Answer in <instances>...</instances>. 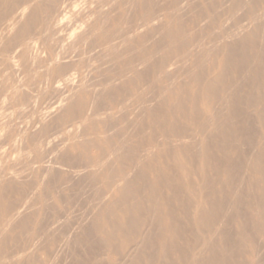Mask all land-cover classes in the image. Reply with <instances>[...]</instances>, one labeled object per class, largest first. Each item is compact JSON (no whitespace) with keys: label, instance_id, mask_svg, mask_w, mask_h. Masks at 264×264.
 <instances>
[{"label":"rangeland","instance_id":"rangeland-1","mask_svg":"<svg viewBox=\"0 0 264 264\" xmlns=\"http://www.w3.org/2000/svg\"><path fill=\"white\" fill-rule=\"evenodd\" d=\"M104 1L105 3L113 2V0ZM135 1L116 0V6L109 11H116L117 16L120 17L114 19L123 20L131 26L127 31L137 27H144L145 30L134 39L132 45L123 49L125 54L122 53L123 50L121 51L123 55L121 56H127L126 59H120L118 64L110 63L108 68L89 77V84L92 87L102 86L110 81L113 82L112 87L95 94L83 91L74 93L63 107L50 113L46 122L36 128V124L40 123L39 118L32 120L33 122L31 121L27 127H21L24 120L32 114V93L37 91L36 84L40 82L31 80L30 73L34 69L30 67L28 60L27 42L37 41L40 39L39 36L50 31L49 35L47 33L41 37L42 39L44 37L43 40H38L39 50L46 55L43 58L37 57L36 67L46 65L50 58L52 59L58 52L62 65L59 63L55 66L56 69H53L52 79L55 81V78L62 77L75 68L80 63L82 55L88 57L83 61L84 65L89 60L98 59L101 53L95 50L107 43V40H101L99 36L92 35V28L95 26L93 23L92 27H88L85 32H80L75 40L60 51V45L66 37L75 32L86 20L87 14L77 8L83 0H39L38 4L31 1L33 4L28 8L27 14L23 15V20L19 22L21 24L13 19V22L17 23L15 25L19 27L15 28L17 33L14 31L11 35H6L7 29L11 26L8 24L10 18L17 11L20 12L22 6L30 0H0V97H3L8 87L4 83L3 72L6 68H11V64L5 62V57L10 56L17 47L26 48L18 56L22 61L21 75L29 74L25 83L31 89V91H21L16 101L9 104V108L20 104L27 105L30 112H17L18 123L9 121L13 126L6 135L0 136V149L5 145H10L14 136L25 131L26 128L28 131L23 138L21 150L33 153L31 159L25 158V160L6 167L3 166V160L0 158V225H2L0 226V264H5V262L6 264H41V262L42 264H264V181H262L264 180V171H262L264 169V72L262 73L264 70V38L261 39L264 37L262 35L264 34V0L254 3L250 0H243V9L240 5L241 7H235L230 11L238 16L254 14L251 20L253 23H245L247 28L245 31L248 33L245 32L246 36H244L249 39L253 38L250 42L248 38V41H242L246 39L243 34L240 35L244 32V26L240 32L233 28L237 24H233L235 21L230 18L231 15L227 17L230 12L227 13L226 3L223 2V5L226 4L225 9L220 10L223 8L222 0H212L215 4L213 8L207 0L206 2L204 0H182V3L179 0L178 5L182 6L173 3L175 0H169L170 2L168 0ZM216 1H220L218 5ZM87 2L94 3L95 0H87ZM173 6L174 9H172ZM219 6H221L220 9ZM62 7L63 10L68 9L62 11ZM56 8L57 10L61 8L62 11L60 12L62 21L58 22L60 23L58 27L53 18L57 14ZM216 9L218 11H215ZM32 10L33 14L35 11V15H32ZM219 10L223 11V14ZM45 11H48V14ZM21 12H24L23 8ZM124 12L129 13H127L128 18ZM212 14H216L214 15L216 18L209 17ZM27 15L30 18L29 16L27 18ZM217 15L222 16H219L220 19L226 15L223 18L224 20L226 18V22L221 23L223 19L220 20ZM212 17L216 20L213 21ZM41 18L47 22H43ZM51 18L53 21L49 24ZM150 18H154L155 21ZM18 19L15 18L16 21ZM145 22L146 24L149 22L147 27ZM219 22L220 25L217 24ZM47 24L49 31L46 32ZM221 24L225 27L220 28ZM33 25L35 28H32ZM49 25H51L50 28ZM43 26L45 29L42 28V31L45 32L41 34ZM164 27L169 30L164 31L166 30ZM26 28H29L30 32ZM33 29L34 34L32 35ZM36 31L41 32L35 34ZM219 32L227 39L231 36L229 41L223 35L218 38ZM18 33L21 34L20 37ZM210 35H215L216 42ZM224 38L225 42H223ZM211 39L218 45L213 44ZM219 39L222 44L225 43V47L218 41ZM253 40L256 41L255 45ZM247 42L250 44L252 42L253 46L248 45ZM198 43L203 45L200 46ZM186 44L189 48H186ZM204 45L206 49H203ZM212 46L218 51H214ZM211 48L212 51H210ZM146 49L149 50L146 51ZM219 49L222 52H219ZM222 49L225 50V54ZM233 51L235 54L232 56L236 60L232 56V59L229 58L230 56L227 57ZM152 52L156 54L153 55ZM178 52H182V56L188 58L182 57ZM208 52H211V55ZM203 53L206 56L204 58ZM142 54L145 55V59ZM258 54L260 56H257ZM207 56L212 57L209 59ZM255 57L258 60L257 63ZM205 58L209 61H205ZM112 59L116 60L115 57ZM130 59L134 63H131L132 65H143V67L138 68L134 79L124 80L125 72L121 71V66L127 68L131 62ZM222 59L225 61L228 59V61L225 62ZM160 61L163 64H159ZM168 62L171 65L177 62L175 64L177 68H173L171 74L168 72L169 74H166L168 76L161 77V73H164V70L170 66ZM204 75L209 78H203ZM205 83L209 87L205 86L204 89L203 84ZM229 83L235 89H230L231 94L226 91L230 95H226L229 97L225 99L223 97L226 94L225 90H229L227 88ZM205 90L206 93H204ZM65 91L50 88L47 94L41 95L39 108L45 105L49 108L55 107ZM220 92L222 95L219 94ZM218 94L220 96L216 97ZM245 94H252L256 97L247 95L253 100L251 101L244 99ZM254 98H256L255 101ZM225 100L228 101L225 102ZM215 101L219 102V105L220 102L222 104L219 106ZM204 122L206 125L203 124ZM34 144L40 145V149ZM11 151L14 150L10 148L9 154ZM106 153L108 154L105 156ZM147 207L151 210L148 211ZM21 208L23 211L19 212ZM17 213H19L18 216ZM157 216L160 217L156 218ZM133 223L135 226L131 225Z\"/></svg>","mask_w":264,"mask_h":264},{"label":"clouds","instance_id":"clouds-1","mask_svg":"<svg viewBox=\"0 0 264 264\" xmlns=\"http://www.w3.org/2000/svg\"><path fill=\"white\" fill-rule=\"evenodd\" d=\"M114 6H116V0H113L112 3H104L103 0H95L94 3H88L87 0H83L82 3L77 5L78 9L83 10L87 14V18L84 24L66 37L60 45V51H63L69 43L76 39V36L80 32L85 31L88 26L93 25V23H95V26L92 28V35L99 36L101 40L111 39L109 42L104 43L102 47L95 50L96 52L101 53L98 59L89 60L87 65H84L83 61L88 59V57L82 56L80 58V63L77 64L75 68H73L66 75L57 78L55 81H53L52 76L53 69L61 62L59 53L49 60L46 65L37 68V57L43 58L46 53L39 50L38 41L27 42L29 46V51L27 53L28 60L30 61V67L34 69V71L30 73L31 80L40 82L36 84L37 91L32 93V114L24 120V124L21 125V127L30 125L32 120L39 118L40 123L36 125V128H39L40 124L46 122L50 113L63 107L68 102V98L73 96L74 93H80L83 91L85 93L90 92L95 94L112 86L113 82L110 81L102 86L98 85L92 87L89 84V77L95 75L98 71L108 68L110 63L118 64L120 59H126L127 56L121 57L119 55L122 49L132 45L134 39L145 30L144 27H137L131 31H127L131 28V26L123 20L114 19L117 16V13L109 11ZM16 15H20V13H15L13 15V19H15ZM9 24L11 26L7 29L6 35H11L15 31L16 25L12 24L11 21H9ZM58 26L59 25L57 24L56 27ZM60 34L63 35V33ZM23 49L24 46L17 47L10 56L5 57V62L7 64H11V68H6L3 72L4 83L8 87L6 88L3 97H0V136L6 135L11 130L13 125L9 123L10 120L18 123V118L16 117L17 112H29V107L24 104L9 108V104L16 101L21 91H31L28 84L25 83L29 74L21 75L23 69L21 66V58L18 54L21 53ZM113 57H117V60L114 61L112 59ZM175 66L176 65H170L167 67L164 70V73H161V77H163L166 73L171 72ZM139 67H143V65L137 66L129 64L127 68L121 66V71L125 72L123 79H134L136 71ZM13 80H15V83H13ZM50 88L66 91L64 95L59 98L55 107L49 108L45 105L44 107L39 108L41 95L47 94ZM26 135L27 130L25 128V131L14 136L10 145H5L2 149H0V158L3 160V166L6 167L9 164L18 163L25 160V158L31 159L33 155L32 152L26 153L21 150L23 138ZM36 147L40 149V145H37ZM10 148L14 149V151H11L9 154ZM22 211L23 208L19 210V212ZM18 214L19 213H17V216ZM13 219H15V217H13Z\"/></svg>","mask_w":264,"mask_h":264},{"label":"bare ground","instance_id":"bare-ground-1","mask_svg":"<svg viewBox=\"0 0 264 264\" xmlns=\"http://www.w3.org/2000/svg\"><path fill=\"white\" fill-rule=\"evenodd\" d=\"M31 1H32L33 3L38 4L37 2H38L39 0H34V1H33V0H30V2H31ZM43 1H44V0H43ZM52 1H53V0H52ZM56 1H57V0H56ZM107 1H108V0H107ZM117 1H118V0H117ZM122 1H123V0H122ZM125 1H126V0H125ZM134 1H135V0H134ZM138 1H139V0H138ZM168 1H169V0H168ZM180 1H181V3H182V0H180ZM184 1H185V0H184ZM204 1H205V0H204ZM207 1L210 3V5H211L212 8H213V5H214V7H215V4L212 3V0H207ZM244 1H245V0H244ZM247 1H249V0H247ZM255 1H258V0H250L251 3H254ZM19 2H20V1H19ZM22 2H23V1H22ZM30 2H28V3L24 4V6H22L24 12H21V11H22V8H21V11H20L21 14L15 16L16 19H18V18L20 19V20L18 19L17 21L14 19V21H15V22H18V24H21V23H19V22L23 20V19L21 18V16L23 17V15H26V14H27V10H28V8H29L30 6H32L33 3H32V2L30 3ZM109 2H110V1H109ZM111 2H112V1H111ZM135 2H136V1H135ZM169 2H170V1H169ZM205 2H206V1H205ZM216 2H217V1H216ZM218 2H220V1H218ZM218 2H217V5H218ZM221 2H222V5H223L224 3H226L227 5H226V4H225V5H226L227 7H226L225 5H223V6H222V7H223L222 9H220L221 6H219L218 8H219L220 10H224V9H225L224 7L228 8L229 11L227 10V13L230 12V11H232V9H234L235 7H241L240 5L243 6L242 9L244 8V3L242 4L243 0H222ZM223 2H224V3H223ZM40 3H41V2H40ZM42 3H43V2H42ZM54 3H55V2H54ZM104 3H105V1H104ZM136 3H137V2H136ZM136 3H135V4H136ZM173 3H176V4L178 5V3H180V2H179V0H175V2H173ZM173 3H172V4H173ZM196 3H197V2H196ZM121 4H122V3H121ZM123 4H124V3H123ZM128 4H129V3H128ZM128 4H127V5H128ZM131 4H132V3H131ZM154 4H155V3H154ZM198 4H199V3H198ZM256 4H257V3H256ZM262 4H263V3H262ZM25 5H26V6H25ZM124 5H125V4H124ZM152 5H153V4H152ZM158 5H159V4H158ZM174 5H175V4H174ZM180 5H181V4H180ZM180 5H178V6H180ZM193 5H194V4H193ZM217 5H216V6H217ZM219 5H220V3H219ZM249 5H250V4H249ZM254 5H255V4H254ZM8 6H9V5H8ZM8 6H7V7H8ZM118 6H119V5H118ZM132 6H134V5H132ZM148 6H149V5H148ZM181 6H182V5H181ZM63 7H64V6H63ZM63 7H62V11L68 9V8H66V9L64 8V10H63ZM128 7H129V6H128ZM166 7H167V6H166ZM171 7H172V5H171ZM193 7H194V6H193ZM193 7H192V8H193ZM122 8H123V7H122ZM147 8H148V7H147ZM175 8H176V7H175ZM178 8H179V7H178ZM178 8H177V9H178ZM190 8H191V6H190ZM212 8H211V11H212ZM216 8H217V7H216ZM25 9H26V11H25ZM42 9H43V8H42ZM125 9H126V8H125ZM125 9H124V11H125ZM148 9H149V8H148ZM154 9H155V8H154ZM172 9H174V6H173ZM177 9H175V11H177ZM180 9H181V8H180ZM187 9H188V8H187ZM193 9H194V8H193ZM214 9H215V8H214ZM236 9H237V8H236ZM240 9H241V8H240ZM13 10H14V9H13ZM33 10H34V9H33ZM33 10L31 11V12H32V15H35L36 13H35V11H34V14H33ZM56 10H57V8H56ZM56 10H55V11H56ZM165 10H166V9H165ZM170 10H171V9H170ZM170 10H169V11H170ZM191 10H192V9H191ZM220 10H219V11H220ZM7 11H8V10H7ZM29 11H30V10H29ZM55 11H54V12H55ZM62 11H61V8H60V10H57V11H56V13H57L56 15L53 14V15H55L53 18H55V20H56L55 22H57V23H55V24H58V22H61V21H62V15L60 14V12H62ZM197 11H198V10H197ZM215 11H218V9H216ZM225 11H226V10H225ZM241 11H242V10H241ZM241 11H240V13H241ZM248 11H249V9H248ZM14 12H15V11H14ZM17 12L20 13L19 11H17ZM17 12H16V13H17ZM45 12H46V11H45ZM47 12H48V11H47ZM47 12H46V13H47ZM49 12H51V11H49ZM111 12H112V11H111ZM115 12H116V11H115ZM119 12H120V11H119ZM146 12H147V11H146ZM150 12H151V11H150ZM179 12H180V11H179ZM202 12H203V11H202ZM220 12L223 14V11H220ZM127 13H128V12H127ZM127 13L125 14V12H124V14H125L126 16H127ZM156 13H157V12H156ZM172 13H173V11H172ZM172 13H171V14H172ZM215 13H216V12H215ZM230 13H231V12H230ZM230 13H229V15H228L227 17H229V16L231 15L230 18H233V20L236 22V23H235V22L232 20V22H234L233 24H237V26L235 27V25H234L233 28H234V29L236 28V30L239 31V32H240L241 30H243V26H244V27L246 26V24H245L246 22H247V23H248V22H250V23L252 22L251 20L253 19V16H254V14H252V15H251V14H248V15H245V14H244L243 16H238V15H235L233 12H232L231 14H230ZM249 13H250V12H249ZM253 13H254V12H253ZM263 13H264V12H263ZM29 14H30V12H29ZM47 14H48V13H47ZM47 14H46V15H47ZM124 14H122V15L125 16ZM128 14H129V13H128ZM143 14H145V13H143ZM178 14H179V13H178ZM186 14H187V13H186ZM203 14H204V13H203ZM206 14H207V13H206ZM206 14H205V15H206ZM217 14H219V13H217ZM222 14H221V15H222ZM242 14H243V11H242ZM255 14H256V13H255ZM46 15H45V16H46ZM53 15H52V16H53ZM122 15H121V16H122ZM173 15H174V14H173ZM175 15H177V13H175ZM214 15H216V14H214ZM214 15H213V14H212V15H209V17H210V16H213V17H214ZM256 15H257V14H256ZM261 15H262V14H261ZM263 15H264V14H263ZM1 16H2V15H1ZM6 16H7V15H6ZM10 16H11V15H10ZM28 16H29V15H27V18H28ZM48 16H49V15H48ZM118 16H119V15H118ZM118 16H116L117 19H118ZM148 16H149V15H148ZM171 16H172V15H171ZM177 16H178V15H177ZM217 16H218V15H217ZM219 16H220V15H219ZM219 16H218V17H219ZM225 16H226V15H225ZM225 16H223V18H224ZM24 17H25V16H24ZM35 17H36V16H35ZM46 17H47V16H46ZM49 17H51V15H50ZM49 17H48V18H49ZM119 17H120V16H119ZM128 17H129V16H127L126 18H128ZM149 17H150V16H149ZM173 17H174V16H173ZM180 17H181V16H180ZM204 17H205V16H204ZM213 17H212L211 19H213ZM220 17H222V16H220ZM220 17H219V19H220ZM29 18H30V16H29ZM43 18H44V17H43ZM43 18H41V19H43ZM86 18H87V16H86ZM126 18H125V20H126ZM201 18H202V17H201ZM214 18H216V17H214ZM223 18H221V19H223ZM261 18H262V17H261ZM21 19H22V20H21ZM123 19H124V18H123ZM150 19H154V18H150ZM174 19H175V17H174ZM211 19H210V20H211ZM219 19H218V20H219ZM221 19H220V20H221ZM227 19H228V18H227ZM119 20H120V19H119ZM144 20H146V19H144ZM147 20H148V19H147ZM157 20H158V19H157ZM176 20H179V19L176 18ZM202 20H203V19H202ZM204 20H205V19H204ZM215 20H216V19H215ZM215 20L213 19V21H215ZM225 20H226V18H225ZM225 20L223 19V21H221V23H222V22H226ZM260 20H261V19H260ZM262 20H263V19H262ZM262 20H261V21H262ZM10 21L12 22V24H17V23H15V22H13V16L10 18ZM27 21H28V19H27ZM27 21H26V22H27ZM34 21H35V20H34ZM44 21H46V20L43 19V22H44ZM52 21H53V20H52V18H51L50 21H49V24H52ZM128 21H130V20H128ZM149 21H150V20H149ZM151 21H152V20H151ZM154 21H155V19H154ZM154 21H153V22H154ZM169 21H170V20H169ZM174 21H175V20H174ZM205 21H206V20H205ZM230 21H231V20H230ZM244 21H245V22H244ZM255 21H256V20H255ZM26 22H25V25H26ZM46 22H47V21H46ZM82 22H84V21H82ZM82 22H81V23H82ZM196 22H197V21H196ZM199 22H200V21H199ZM257 22H258V21H257ZM263 22H264V21H263ZM31 23H32V22H31ZM148 23H149V22H148ZM148 23H147V24H148ZM165 23H166V22H165ZM252 23H253V22H252ZM5 24H6V23H5ZM8 24H9V22H8ZM28 24L30 25V23H28ZM45 24H46V23H45ZM53 24H54V23H53ZM59 24H60V23H59ZM59 24H58V25H59ZM145 24H146V22H145ZM147 24H146V27H147ZM183 24H184V23H183ZM197 24H198V23H197ZM215 24H216V23H215ZM217 24L220 25V22L217 23ZM233 24H232V25H233ZM261 24H262V23H261ZM6 25H7V24H6ZM9 25H10V24H9ZM9 25H8V26H9ZM42 25H43V24H42ZM42 25H40V26H42ZM80 25H81V24H80ZM168 25L170 26V24H168ZM168 25H166V26H168ZM205 25H206V24H205ZM257 25H258V24H257ZM22 26H23V25H22ZM31 26H32V24H31ZM33 26H34V27H32V28H35V25H33ZM37 26H38V24H37ZM45 26H46V25H45ZM50 26H51V25H49V28H50ZM90 26H91V25H89L88 27H90ZM144 26H145V25H144ZM160 26H161V25H160ZM169 26H168V27H169ZM216 26H217V25H216ZM223 26L225 27V25H223ZM223 26H222V24H221L220 28H222ZM259 26H260V25H259ZM263 26H264V25H263ZM17 27H18V26H16L15 28L18 29L19 27H18V28H17ZM27 27H28V25H27ZM38 27H39V26H38ZM91 27H92V26H91ZM170 27H172V26H170ZM174 27H175V26H174ZM212 27H215V26H212ZM218 27H219V26H218ZM218 27H216V28L219 29ZM247 27H249V26H247ZM2 28H3V27H2ZM22 28H23V27H22ZM42 28L45 29V27L43 26V27H41V31L43 30ZM164 28H165V27H164ZM176 28H177V27H176ZM176 28H173V29H176ZM178 28H179V27H178ZM180 28H182V27L180 26ZM203 28H204V27H203ZM249 28H250V27H249ZM16 29H15V33H17V32H16ZM38 29H39V28H38ZM38 29H37V30H38ZM52 29H53V28H52ZM52 29H51V30H52ZM165 29H166V28H165ZM173 29H171V30L173 31ZM234 29H232V32H234V31H233ZM245 29H247V28L245 27V28H244V32H243V33L241 32V34H240L241 36H242V34H243V37H245V36H246V33H248V32L245 31ZM261 29H262V27H261ZM19 30H20V29H19ZM26 30L29 31V28H28V29L26 28ZM30 30H32V29H30ZM162 30H163V29H162ZM168 30H169V28H168ZM168 30L166 29V30H164V31L167 32ZM181 30H183V29H181ZM181 30H180V31H181ZM236 30H235V31H236ZM250 30H251V29H250ZM263 30H264V29H263ZM23 31H24V28H23ZM41 31H40V32H41ZM45 31H46V32L49 31V30H48V24H47V27H46ZM45 31H42L41 34H43V32H45ZM52 31H53V30H52ZM186 31H188V30H186ZM204 31H205V30H204ZM215 31H217V30H215ZM218 31H220V29H219ZM221 31H222V30H221ZM252 31H253V30H252ZM257 31H258V30H257ZM260 31H261V30H260ZM29 32H30V31H29ZM40 32L37 33V31H36L35 34H36V33L39 34ZM49 32H50V31H49ZM49 32H47L48 35H49ZM84 32H85V31H84ZM86 32H87V31H86ZM166 32H163V33L165 34ZM170 32H171V31H170ZM173 32H175V30H174ZM239 32H237V33H239ZM245 32H246V33H245ZM31 33H32V35L34 34V29H33V31H31ZM47 33H46V34H47ZM150 33H151V32H150ZM161 33H162V32H161ZM171 33H172V32H171ZM200 33H201V32H200ZM211 33H212V32H211ZM213 33H214V32H213ZM213 33H212V34H213ZM215 33H216V32H215ZM219 33H220V35H219L218 38H220V37L223 35V34L221 35V32H219ZM219 33H218V34H219ZM222 33H223V32H222ZM228 33H229V32H228ZM228 33H227V34H228ZM235 33H236V32H235ZM235 33H232V34L235 35ZM22 34H23V33H22ZM41 34H40V35H41ZM46 34L44 33V35H46ZM88 34H89V33H88ZM164 34H163V35H164ZM167 34H169V32H168ZM212 34H211V35H212ZM225 34H226V33H225ZM17 35L19 36V35H21V34L18 33ZM44 35H42V36H44ZM145 35H146V34H145ZM173 35H174V33H173ZM183 35H185V34H183ZM201 35H202V34H201ZM211 35H210V37H211L212 39H215V38H214L215 35H214V36H211ZM216 35H217V34H216ZM228 35H230V34H228ZM233 35H232V36H233ZM238 35H239V34H238ZM238 35H236V36L238 37ZM244 35H245V36H244ZM255 35H256V34H255ZM259 35H260V33H259ZM262 35H264V34H262ZM14 36H15V35H14ZM42 36H39L40 39H42V38H41ZM77 36H78V35H77ZM77 36H76V37H77ZM89 36H92V35L89 34ZM94 36H95V35H94ZM94 36H93V38H94ZM165 36H166V35H165ZM253 36H254V35H253ZM253 36H252V37H253ZM19 37H20V36H19ZM33 37H34V36H33ZM79 37H80V36H79ZM149 37H150V36H149ZM178 37H179V36H178ZM182 37H183V36H182ZM207 37H208V36H207ZM216 37H217V36H216ZM223 37H225V36L223 35ZM229 37H231V36H229ZM229 37H228V39H227V37H225V38L229 41ZM254 37H255V36H254ZM261 37H262V36H261ZM261 37H260V38H261ZM7 38H8V37H7ZM35 38H36V37H35ZM37 38H38V37H37ZM46 38H48V37H46ZM81 38H82V37H81ZM84 38H85V37H84ZM96 38H97V37H96ZM150 38H151V37H150ZM164 38H165V37H164ZM170 38H171V37H170ZM170 38H169V39H170ZM179 38H180V37H179ZM184 38H185V37H184ZM192 38H193V37H192ZM225 38H224V39H225ZM232 38H233V37H232ZM245 38H246V37H245ZM247 38H248V37H247ZM247 38L244 39V40H242V41L246 42V41L249 40V42H250V41L253 39V38H252V39L250 38V39H251V40H250V39L248 38V40H247ZM255 38H256V37H255ZM263 38H264V37H262L261 39L263 40ZM32 39H33V38H32ZM40 39H38V40H40ZM43 39H44V37H43ZM43 39H42V40H43ZM78 39H79V38H78ZM98 39H99V38H98ZM167 39H168V38H167ZM167 39H166V40H167ZM169 39H168V40H169ZM198 39H199V38H198ZM200 39H201V38H200ZM212 39H211V40H212ZM216 39H217V38H216ZM216 39H215V42H216ZM221 39L223 40V38H221ZM221 39H219L218 41H220ZM226 39H225L223 42H225ZM261 39H260V40H261ZM3 40H4V39H3ZM30 40H31V39H30ZM36 40H37V39H36ZM38 40H37V41H38ZM82 40H84V39L82 38ZM109 40H110V39H109ZM147 40H149V39H147ZM168 40H167V41H168ZM184 40H185V39H184ZM194 40H195V41H199V40H197V39H194ZM245 40H246V41H245ZM6 41H7V40H6ZM14 41H15V40H14ZM31 41H32V40H31ZM80 41H81V40H80ZM99 41H100V40H99ZM172 41H173V40H172ZM191 41H192V40H191ZM201 41H202V39H201ZM201 41H200V42H201ZM212 41H213V44H214V43H215L214 40H212ZM212 41H211V42H212ZM228 41H227V42H228ZM253 41H254V45H255V44H256V43H255L256 41H255V40H253ZM253 41H252V42H253ZM3 42H4V41H3ZM24 42H25V41H24ZM24 42H23V43H24ZM103 42H105V41H103ZM107 42H108V40H107ZM202 42H203V41H202ZM202 42H201V43H202ZM227 42H226V44H227ZM249 42H247V44H248ZM252 42H251V44H252ZM1 43H2V41H1ZM23 43H22V45H24ZM101 43H102V42H101ZM196 43H197V42H196ZM196 43H195V45H196ZM201 43H198V45L200 44V46H202L203 44L201 45ZM203 43H204V42H203ZM207 43H208V42H207ZM217 43H218V42H217ZM220 43H221V41H220ZM262 43H263V42H262ZM12 44H13V43H12ZM15 44H16V43H15ZM173 44H174V43H173ZM181 44H182V43H181ZM183 44H184V43H183ZM187 44H188V43H187ZM187 44H186V48H189V47L187 46ZM205 44H206V43H205ZM209 44H210V43H209ZM213 44H211V45H213ZM215 44H216V43H215ZM221 44H222V43H221ZM223 44H224V45H223ZM223 44H222V46L225 47V43H223ZM247 44H246V45H247ZM251 44L249 43L248 45H251ZM259 44H260V43H259ZM6 45H7V44H6ZM94 45H95V42H94ZM101 45H102V44H101ZM177 45H178V44H177ZM192 45H194V44H192ZM206 45H207V44H206ZM216 45H218V44H216ZM243 45H244V44H243ZM246 45H245V46H246ZM248 45H247V46H248ZM184 46H185V45H184ZM236 46H237V45H236ZM251 46H253V45H251ZM2 47H3V46H2ZM100 47H101V46H100ZM197 47H198V46H197ZM197 47H196V48H197ZM203 47H204L203 49H206V48H205V45H204ZM217 47H218V46H217ZM224 47H222V48H224ZM149 48H150V47H149ZM183 48H184V47H183ZM186 48H184V49H186ZM194 48H195V47H194ZM199 48H200V47H199ZM212 48H214V47L212 46ZM212 48H211L210 51L213 50ZM219 48H221V47H219ZM253 48H254V47H253ZM260 48H261V46H260ZM24 49H26V48L24 47ZM159 49H160V48H159ZM184 49H183V50H184ZM190 49H192V48L190 47ZM203 49H202V50H203ZM209 49H210V47H209ZM233 49H234V48H233ZM239 49H240V48H239ZM239 49H238V50H239ZM122 50H123V49H122ZM144 50H145V49H144ZM147 50H149V49H146V51H147ZM176 50H177V47H176ZM176 50H175V53H176ZM196 50H197V49H196ZM198 50H199V49H198ZM200 50H201V49H200ZM222 50H223V53L225 54V53H226V52H224L225 50H224V49H222ZM27 51H28V50H27ZM27 51H26V52H27ZM125 51H127V50H125ZM185 51H187V50H185ZM206 51H207V50H206ZM214 51L217 52L218 49L215 50V48H214ZM220 51H221V49H219V52H220ZM260 51H261V50H260ZM155 52H157V50H156ZM155 52H154V53H155ZM159 52H160V51H159ZM171 52H172V51H171ZM187 52H188V51H187ZM195 52H197V51H195ZM221 52H222V51H221ZM242 52H243V51H242ZM261 52H262V51H261ZM261 52H260V53H261ZM4 53H5V52H4ZM57 53H58V52H57ZM122 53L125 54L126 52L124 53V50H123ZM122 53L120 54V56L122 55ZM127 53H128V52H127ZM140 53H141V52H140ZM145 53H146V52H145ZM152 53H153V52H152ZM152 53H151V56H152ZM154 53H153V55H154ZM164 53H165V52H164ZM181 53H182V52H181ZM181 53L178 52V54H181ZM189 53H190V51H189ZM214 53H215V52H214ZM230 53H231V52H230ZM236 53H237V51H236ZM238 53H240V52H238ZM243 53H244V52H243ZM20 54H22V53H20ZM23 54H24V53H23ZM62 54H63V53H62ZM90 54H91V53H90ZM148 54H149V53H148ZM155 54H156V53H155ZM182 54H183V53H182ZM182 54H181V56H182ZM184 54H185V53H184ZM195 54H197V53H195ZM195 54H193V55H195ZM203 54H204V53H203ZM208 54L211 55V52H208ZM208 54H206V55H208ZM216 54H217V53H216ZM218 54H219V53H218ZM233 54H235L234 51H233V53H231V55H228L227 57L230 56L229 58H231V56H232ZM240 54H242V53H240ZM248 54H249V53H248ZM248 54H247V55H248ZM255 54H257V53L255 52ZM262 54H263V53H262ZM10 55H11V54H10ZM24 55H25V54H24ZM55 55H56V54H55ZM92 55H94V54H92ZM142 55H143V54H142ZM165 55H166V53H165ZM176 55H177V54H176ZM176 55H174V56H176ZM191 55H192V54H191ZM221 55H222V53H221ZM226 55H227V54H226ZM61 56H62V55H61ZM82 56H83V55H82ZM122 56H123V55H122ZM122 56H121V57H122ZM151 56H149V58H150ZM162 56H163V55H162ZM183 56H184V55H183ZM183 56H182V57H183ZM198 56H199V55H198ZM198 56H196V57H198ZM204 56H205V54L203 55V58H204ZM215 56H216V55H215ZM224 56H225V55H224ZM224 56H223V57H224ZM238 56H239V55H238ZM238 56H237V57H238ZM240 56H241V55H240ZM245 56H246V55H245ZM245 56H244V57H245ZM249 56H250V55H249ZM255 56H256V55H255ZM257 56H260V55L258 54ZM144 57H145V55H143V59H145ZM165 57H166V56H165ZM176 57H177V56H176ZM182 57H181V58H182ZM184 57H185V56H184ZM190 57H191V56H190ZM196 57H195V58H196ZM205 57H206V56H205ZM207 57H208V56H207ZM210 57H212V56H209L208 58L210 59ZM223 57H222V58H223ZM225 57H226V56H225ZM225 57H224V58H225ZM232 57H233V59H235L234 56H232ZM251 57H252V56H251ZM115 58H116V60H117V57H115ZM133 58H134V57H133ZM135 58H136V57H135ZM141 58H142V57H140V59H141ZM156 58L158 59V57H156ZM163 58H164V57H163ZM179 58H180V57H179ZM185 58H188V57H185ZM203 58H201V59L203 60ZM208 58H207V59H208ZM242 58H243V57H242ZM253 58H254V57H253ZM253 58H252V59H253ZM260 58H261V57H260ZM143 59H142V60H143ZM146 59H148V58L146 57ZM166 59H167V57H166ZM169 59H170V58H169ZM196 59H197V58H196ZM196 59H194V60H196ZM207 59L205 58V61H209V60H207ZM213 59H214V58H213ZM215 59H216V58H215ZM231 59H232V58H231ZM239 59H240V58H239ZM249 59H250V58H249ZM255 59H256V57H255ZM50 60H51V58H50ZM133 60H134V59H133ZM135 60H137V59H135ZM138 60H139V59H138ZM142 60H141V61H142ZM167 60H168V59H167ZM167 60H166V61H167ZM175 60H176V59H175ZM177 60H178V59H177ZM177 60H176V61H177ZM185 60H186V59H185ZM198 60H199V58H198ZM222 60L225 61V59H222ZM235 60H236V59H235ZM235 60H234V61H235ZM130 61H131V59H130ZM143 61H144V60H143ZM143 61H142V62H143ZM168 61H169V60H168ZM181 61H182V60H180V62H181ZM186 61H188V60H186ZM226 61H228V59H227ZM226 61H225V62H226ZM237 61L240 63L239 60H237ZM245 61H246V60H245ZM256 61H258V60L256 59L255 62H256ZM260 61H261V60H260ZM21 62H22V61H21ZM45 62H46V61H45ZM142 62H141V63H142ZM152 62H154V61H152ZM178 62H179V61H178ZM222 62H223V61H222ZM229 62H230V61H229ZM47 63H48V62H47ZM131 63H132V61L130 62V64H131ZM137 63H138V62H137ZM160 63H162V62L160 61L159 64H160ZM169 63H170V62H168V64H169ZM176 63H177V62H176ZM176 63H173L172 65H175ZM185 63H186V62H185ZM223 63H224V62H223ZM231 63H233V62H231ZM239 63H238V64H239ZM256 63H257V62H256ZM60 64H61V63H60ZM86 64H87V63H85V65H86ZM132 64H134V63H132ZM146 64H147V62H146ZM148 64H149V63H148ZM154 64H155V63H154ZM162 64H163V63H162ZM183 64H184V63H183ZM197 64H198V63H197ZM236 64H237V63H236ZM240 64H242V63H240ZM245 64H246V62H245ZM260 64H261V63H260ZM262 64H263V63H262ZM61 65H62V64H61ZM64 65H65V64H64ZM164 65H165V63H164ZM169 65H171V63H170ZM193 65H194V63H193ZM193 65H192V66H193ZM247 65H248V64H247ZM127 66H128V65H127ZM157 66H158V65H157ZM181 66H182V65H181ZM183 66H184V65H183ZM195 66H196V65H195ZM195 66H194V67H195ZM232 66H234V65H232ZM248 66H249V65H248ZM256 66H257V65H256ZM260 66H261V65H260ZM57 67H58V66H57ZM60 67H61V66H60ZM160 67H161V66H160ZM175 67L177 68V66H175ZM175 67H174V69H176ZM204 67H205V66H204ZM250 67H251V66H250ZM61 68H62V67H61ZM61 68H60V69H61ZM237 68H238V66H237ZM240 68H241V66H240ZM243 68H244V67H242V69H243ZM0 69H1V68H0ZM55 69H56V68H55ZM109 69H110V68H109ZM149 69H150V68H149ZM164 69H165V68H164ZM174 69H173V70H174ZM178 69H179V68H178ZM182 69H183V68H182ZM184 69H186V68H184ZM260 69H261V68H260ZM61 70H62V69H61ZM64 70H65V69H64ZM158 70H159V69H157V71H158ZM186 70H187V69H186ZM190 70H191V69H190ZM194 70H195V69H194ZM194 70H193V71H194ZM231 70H232V67H231ZM239 70H240V69H239ZM249 70H250V68H249ZM112 71H113V70H112ZM149 71H150V70H149ZM157 71H156V73H157ZM162 71H163V70H162ZM228 71H229V70H228ZM244 71H245V70H244ZM251 71H252V70H251ZM103 72H104V71H103ZM108 72H109V71H108ZM145 72H146V71H145ZM159 72H160V71H159ZM175 72H177V71H175ZM195 72H196V71H195ZM199 72H200V71H199ZM202 72H203V71H202ZM247 72H248V71H247ZM258 72H259V71H258ZM263 72H264V70L262 71V73H263ZM139 73H140V72H139ZM169 73H170V72H169ZM169 73H166V74H169ZM173 73H174V71H173ZM189 73H190V72H189ZM191 73H192V71H191ZM191 73H190V74H191ZM209 73H210V72H209ZM241 73H242V72H241ZM249 73H250V72H249ZM254 73H255V72H254ZM58 74H59V72H58ZM58 74H57V76H58ZM60 74H62V73H60ZM65 74H66V73H65ZM65 74H64V75H65ZM166 74H165V75H166ZM170 74H171V73H170ZM183 74H184V72H183ZM186 74L188 75L187 71H186ZM192 74H193V73H192ZM192 74H191V75H192ZM199 74H200V73H199ZM256 74H257V72H256ZM256 74H255V75H256ZM64 75H63V76H64ZM103 75H104V74H103ZM106 75H107V74H106ZM118 75H119V74H118ZM118 75H117V77H118ZM157 75H160V74H157ZM239 75H240V74H239ZM250 75H251V74H250ZM253 75H254V74H253ZM261 75H263V74H261ZM142 76H143V75H142ZM166 76H168V75H166ZM178 76H179V75H178ZM189 76H190V75H189ZM189 76H188V77H189ZM241 76H242V75H241ZM258 76H259V75H258ZM113 77H114V75H113ZM123 77H124V76H123ZM157 77H158V76H157ZM170 77H171V76H170ZM192 77H193V76H192ZM202 77H203V76H202ZM243 77H244V76H243ZM256 77H257V76H256ZM263 77H264V76H263ZM263 77H262V79H263ZM57 78H58V77H57ZM57 78H55V79H57ZM203 78H207V76L205 77V75H204ZM208 78H209V77H208ZM208 78H207V79H208ZM219 78H220V77H219ZM252 78H254V77H252ZM260 78H261V77H260ZM99 79H100V78H99ZM102 79H103V78H102ZM108 79H109V78H108ZM116 79H117V78H116ZM119 79H120V77H119ZM144 79H145V78H144ZM156 79H157V78H156ZM171 79H173V78H171ZM193 79H195V78H193ZM199 79H200V78H199ZM210 79H211V78H210ZM240 79H241V78H240ZM246 79H247V78H246ZM256 79H257V78H256ZM91 80H92V78H91ZM106 80H107V79H106ZM112 80H113V79H112ZM121 80H122V79H121ZM124 80H125V79H124ZM126 80H127V79H126ZM179 80H180V79H179ZM202 80H203V79H202ZM237 80H238V78H237ZM263 80H264V79H263ZM98 81H99V80H98ZM181 81H182V80H181ZM199 81H200V80H199ZM203 81L205 82V80H203ZM203 81H201V82L203 83ZM224 81H225V80H224ZM256 81H257V80H256ZM260 81H262V80H260ZM105 82H106V81H105ZM125 82H126V81H125ZM167 82H168V81H167ZM176 82H177V81H176ZM210 82H211V81H210ZM247 82H248V81H247ZM196 83H197V82H196ZM202 83H200V84L202 85ZM211 83H212V82H211ZM237 83H238V82H237ZM258 83H259V81H258ZM114 84H115V83H114ZM169 84H171V83H169ZM205 84H206V83H205ZM205 84H203L204 89H205V86H208V84H206V85H205ZM212 84H213V83H212ZM226 84H227V83H226ZM244 84H246V83H244ZM247 84H248V83H247ZM254 84H255V83H254ZM260 84H262V83H260ZM92 85H93V84H92ZM94 85H96V84H94ZM182 85H183V84H182ZM220 85H221V84H220ZM231 85H232V84L229 83V86H231ZM251 85H252V84H251ZM251 85H250V86H251ZM4 86H5V85H4ZM115 86H116V85H115ZM146 86H147V85H146ZM226 86H227V85H226ZM229 86L227 87V88H229V90H225V92H226V91L229 92L230 89L232 90V89L234 88V87H232V86H231L232 88L229 87ZM242 86H243V85H242ZM247 86H248V85H247ZM111 87H112V86H111ZM144 87H145V86H144ZM160 87H161V86H160ZM208 87H209V86H208ZM235 87H236V86H235ZM117 88H118V87H117ZM210 88H211V86H210ZM222 88L224 89V85L222 86ZM238 88H239V87H238ZM147 89H148V88H147ZM152 89H154V88H152ZM197 89H198V88H197ZM200 89H201V86H200ZM215 89H217V88L215 87ZM220 89H221V88H220ZM234 89H235V88H234ZM239 90H240V89H239ZM108 91H109V90H108ZM199 91H201V90H199ZM208 91H209V90H208ZM218 91H219V90H218ZM242 91H243V90H242ZM248 91H249V90H248ZM48 92H49V91H48ZM179 92H180V91H179ZM201 92H203V91H201ZM232 92H233V91H232ZM101 93H103V92H101ZM105 93H106V92H105ZM198 93H199V92H198ZM204 93H206V90L204 91ZM229 93H230V92H229ZM229 93H228V94H229ZM143 94H144V93H143ZM202 94H203V93H202ZM209 94H210V93H209ZM219 94L222 95L221 92H220ZM219 94L216 95V97H217V96H220ZM228 94H227V92H226L225 97H223V96H221V97H223V98L226 99L227 97H229V96L226 97V95H228ZM230 94H231V93H230ZM230 94H229V95H230ZM52 95H53V94H52ZM102 95H103V94H102ZM109 95H110V94H109ZM162 95H163V94H162ZM204 95H205V94H204ZM206 95H207V94H206ZM223 95H224V94H223ZM233 95H234V94H233ZM247 95H248V94H247ZM247 95L245 94V96H243L244 99L247 98L248 100H251V99H249V97H248L250 94H249L248 96H247ZM253 95H254V94H253ZM43 96H44V95H43ZM57 96H58V95H57ZM98 96H99V95H98ZM114 96H116V95H114ZM121 96H122V95H121ZM135 96H136V95H135ZM211 96H212V95H211ZM241 96H242V95H241ZM246 96H247V97H246ZM251 96H252V94L250 95V97H251ZM74 97H75V95H74ZM109 97H111V96H109ZM109 97H108V98H109ZM146 97H147V96H146ZM208 97H209V96H208ZM221 97H220V98H221ZM233 97H235V96H233ZM252 97H256V96H252ZM116 98H117V97H116ZM210 98L213 99L214 97H213V98L210 97ZM228 99L230 100V98H228ZM242 99H243V98H242ZM252 99H253V98H252ZM255 99H256V98H254V101H255ZM74 100H75V99H74ZM205 100H206V99H205ZM214 100H216V99H214ZM218 100H221V99H218ZM222 100H223V99H222ZM222 100H221V101H222ZM248 100H247V101H248ZM46 101H47V100H46ZM212 101H213V100H212ZM216 101H217V100H216ZM216 101H215V103H217ZM227 101H228V100H225V102H227ZM240 101H241V100H240ZM251 101H253V100H251ZM51 102H52V101H51ZM225 102L223 101V104H225ZM138 103H139V102H138ZM213 103H214V101H213ZM234 103H235V101H234ZM244 103H245V102H244ZM143 104H144V103H143ZM208 104H209V103H208ZM217 104L219 105V102H218ZM221 104H222V102H220V105H221ZM236 104H237V103H236ZM240 104H241V102H240ZM118 105H119V104H118ZM135 105H136V104H135ZM220 105H219V106H220ZM244 105L246 106V104H244ZM252 105H253V103H252ZM121 106H122V105H121ZM215 106H216V105H215ZM241 106H242V105H241ZM245 106H244V107H245ZM249 106H250V105H249ZM149 107H150V106H149ZM217 107H218V106H217ZM232 107H234V106H232ZM239 107H240V105H239ZM251 107H252V106H251ZM261 107H262V106H261ZM65 108H66V107H65ZM68 108H69V107H68ZM94 108H95V107H94ZM213 108H214V107H213ZM223 108H224V107H223ZM75 109H76V108H75ZM30 110H31V109H30ZM62 110H63V108H62ZM67 110H68V109H67ZM246 110H248V108H246ZM260 110H261V109H260ZM260 110H259V111H260ZM84 111H85V110H84ZM219 111H220V110H219ZM241 111H242V110H241ZM254 111H255V110H254ZM29 112H30V111H29ZM59 112H60V111H59ZM66 112H67V111H66ZM70 112H71V110H70ZM74 112H76V111L74 110ZM74 112H73V113H74ZM172 112H173V111H172ZM217 112H218V111H217ZM246 112H247V111H246ZM246 112H245V113H246ZM261 112H262V111H261ZM64 113H65V112H64ZM81 113H82V112H81ZM252 113H253V112H252ZM256 113H257V112H256ZM256 113H255V114H256ZM75 114H76V113H75ZM224 114H225V113H224ZM246 114H247V113H246ZM53 115H54V114H53ZM66 115H67V114H66ZM71 115H72V114H71ZM115 115H116V114H115ZM214 115H215V114H214ZM23 116H24V115H23ZM57 116H58V115H57ZM211 116H212V115H211ZM230 116H231V115H230ZM261 116H262V115H261ZM81 117H82V116H81ZM127 118H128V117H127ZM83 119H84V117H83ZM160 119H161V118H160ZM204 119H205V118H204ZM209 119H210V117H209ZM214 119H215V118H214ZM226 119H227V118H226ZM262 119H263V118H262ZM55 120H56V119H55ZM62 120H63V119H62ZM84 120H85V119H84ZM123 120H124V119H123ZM134 120H135V119H134ZM206 120H208V119H206ZM228 120H229V119H228ZM257 120H258V119H257ZM263 120H264V119H263ZM79 121H80V120H79ZM131 121H132V120H131ZM137 121H138V120H137ZM212 121H213V120H212ZM243 121H244V120H243ZM247 121H248V120H247ZM32 122H33V121H32ZM34 122H36V121H34ZM134 122H135V121H134ZM143 122H144V121H143ZM157 122H158V121H157ZM180 122H181V121H180ZM258 122H259V120H258ZM258 122H257V123H258ZM22 123H23V122H22ZM44 123H45V122H44ZM49 123H50V122H49ZM51 123H53V122H51ZM82 123H83V122H82ZM123 123H124V122H123ZM129 123H130V122H129ZM245 123H246V122H245ZM58 124H59V123H58ZM135 124H136V123H135ZM145 124H146V123H145ZM203 124H205V122H204ZM223 124H224V123H223ZM223 124H222V125H223ZM232 124H233V123H232ZM36 125H37V124H36ZM75 125H76V124H75ZM77 125H78V124H77ZM178 125H179V124H178ZM205 125H206V124H205ZM205 125H204V127H205ZM257 125H258V124H257ZM79 126H80V125H79ZM87 126H88V125H87ZM129 126H131V125L129 124ZM258 126H259V125H258ZM26 127H27V126H26ZM81 127H82V126H81ZM135 127H136V126H135ZM157 127H158V126H157ZM181 127H182V126H181ZM199 127H200V126H199ZM218 127H219V126H218ZM236 127H237V126H236ZM52 128H53V127H52ZM77 128H78V127H76V129H77ZM213 128H214V127H213ZM244 128H245V127H244ZM22 129H23V128H22ZM48 129H49V127H48ZM84 129H85V128H84ZM127 129H128V128H127ZM216 129H217V128H216ZM18 130H19V129H18ZM38 130H39V129H38ZM49 130H50V129H49ZM132 130H133V128H132ZM137 130H138V129H137ZM170 130H171V129H170ZM27 131H28V130H27ZM41 131H42V129H41ZM175 131H176V130H175ZM220 131H221V130H220ZM245 131H246V130H245ZM81 132H84V131H81ZM85 132H86V131H85ZM156 132H157V131H156ZM218 132H219V131H218ZM73 133H74V132H73ZM87 133H88V132H87ZM87 133H86V135H88ZM127 133H128V132H127ZM167 133H168V132H167ZM215 133H216V132H215ZM121 134H122V133H121ZM154 134H155V133H154ZM177 134H178V133H177ZM30 135H31V134H30ZM30 135H29V136H30ZM224 135H225V134H224ZM239 135H241V134H239ZM73 136H74V135H73ZM90 136H92V135H90ZM69 137H70V136H69ZM86 137H87V136H86ZM121 137H122V136H121ZM134 137H135V136H134ZM142 137H143V136H142ZM169 137H170V136H169ZM225 137H227V136H225ZM243 137H244V136H243ZM254 137H255V136H254ZM74 138L76 139V137H74ZM74 138H73V139H74ZM146 138H147V137H146ZM239 138H240V137H239ZM75 139H74V140H75ZM89 139H90V138H89ZM171 139H172V138H171ZM176 139H177V138H176ZM179 139H180V138H179ZM227 139H228V138H227ZM80 140H81V139H80ZM85 140H86V138H85ZM95 140H96V139H95ZM123 140H124V139H123ZM129 140H130V139H129ZM168 140H169V139H168ZM90 141H91V140H90ZM93 141H94V140H93ZM95 142H96V141H95ZM105 142H106V141H105ZM118 142H119V141H118ZM81 143H82V142H81ZM81 143H80V144H81ZM141 143H142V142H141ZM179 143H180V142H179ZM230 143H231V142H230ZM254 143H255V142H254ZM28 144H29V143H28ZM39 144H40V142H39ZM127 144H128V143H127ZM142 144H144V143H142ZM226 144H227V143H226ZM235 144H236V143H235ZM97 145H98V144H96V146H97ZM121 145H122V144H121ZM123 145H124V144H123ZM131 145H132V144H131ZM262 145H263V144H262ZM25 146H26V145H25ZM34 146H36V145L34 144ZM83 146H84V145H83ZM166 146H167V145H166ZM206 146H207V145H206ZM223 146H224V144H223ZM227 146H228V144L226 145V147H227ZM229 146H230V145H229ZM233 146H234V144H233ZM233 146H232V147H233ZM98 147H100V146H98ZM112 147H114V145H113ZM125 147H126V146H125ZM110 148H111V147H110ZM127 148H128V147H127ZM223 148H224V147H223ZM235 148H236V147H235ZM101 149H102V148H101ZM103 149H104V148H103ZM129 149H130V148H129ZM132 149H133V147H132ZM221 149H222V148H221ZM227 149H228V148H227ZM232 149H233V148H232ZM13 150H14V149H13ZM110 150H111V149H110ZM224 150H225V149H224ZM234 150H235V149H234ZM262 150H263V148H262ZM26 151H27V150H26ZM101 151H103V150H101ZM126 151H128V150H126ZM260 151H261V150H260ZM27 152H28V151H27ZM114 152H115V151H114ZM119 152H120V150H119ZM124 152H125V151H124ZM166 152H167V151H166ZM230 152H231V151H230ZM131 153H132V152H131ZM135 153H136V152H135ZM225 153H226V152H225ZM259 153H260V152H259ZM107 154H108V153H106V154H104V155L106 156ZM126 154H127V153H126ZM239 154H240V153H239ZM262 154H263V153H262ZM121 155H122V154H121ZM155 155H156V154H155ZM119 156H120V155H119ZM225 156H226V155H225ZM262 156H263V155H262ZM78 157H79V156H78ZM121 157H122V156H121ZM123 157H124V156H123ZM123 157H122V158H123ZM138 157H139V156H138ZM194 157H195V156H194ZM258 157H259V156H258ZM108 158H109V157H108ZM111 158H112V157H111ZM126 158H127V157H126ZM255 158H256V157H255ZM89 159H90V158H89ZM101 159H102V158H101ZM106 159H107V158H106ZM230 159H231V158H230ZM230 159H229V160H230ZM79 160H80V159H79ZM102 160H103V159H102ZM142 160H143V159H142ZM193 160H195V159H193ZM255 160H256V159H255ZM77 161H78V159H77ZM118 161H119V160H118ZM133 161H134V160H133ZM156 161H157V160H156ZM258 161H259V160H258ZM28 162H29V161H28ZM101 162H102V161H101ZM253 162H254V161H253ZM256 162H257V160H256ZM106 163H107V162H106ZM84 164H85V163H84ZM88 164H89V163H88ZM90 164H91V163H90ZM94 164H95V163H94ZM99 164H100V163H99ZM252 164H253V163H252ZM103 165H104V164H102V166H103ZM31 166H32V165H31ZM109 166H110V165H109ZM109 166H108V167H109ZM128 166H129V165H128ZM259 166H260V161H259ZM99 167H100V166H99ZM121 167H122V166H121ZM31 168H32V167H31ZM91 168H92V167H91ZM113 168H114V167H113ZM255 168H256V167H255ZM23 169H24V168H23ZM92 169H93V168H92ZM101 169H102V168H101ZM134 169H135V168H134ZM257 169H258V168H257ZM226 170H227V169H226ZM245 170H246V169H245ZM245 170H244V171H245ZM254 170H255V169H254ZM261 170H262V169H261ZM11 171H12V170H11ZM98 171H99V170H98ZM134 171H135V170H134ZM136 171H138V170H136ZM234 171H235V170H234ZM247 171H248V170H247ZM252 171H253V170H252ZM262 171H264V169H263ZM262 171H260V172H262ZM40 172H41V171H40ZM92 172H93V171H92ZM92 172H91V173H92ZM100 172H101V171H100ZM162 172H163V171H162ZM227 172H228V171H227ZM229 172H230V171H229ZM245 172H246V171H245ZM2 173H3V172H2ZM14 173H15V172H14ZM17 173H18V172H17ZM37 173H38V172H37ZM94 173H95V172H94ZM108 173H109V172H108ZM117 173H118V172H117ZM138 173H139V172H138ZM174 173H175V172H174ZM219 173H220V172H219ZM246 173H247V172H246ZM263 173H264V172H263ZM263 173H262V174H263ZM35 174H36V173H35ZM101 174H102V173H101ZM101 174H99V175H101ZM146 174H147V173H146ZM229 174H230V173H229ZM234 174H235V173H234ZM17 175H18V174H17ZM26 175H27V174H26ZM92 175H93V174H92ZM97 175H98V174H97ZM109 175H110V174H109ZM136 175H137V174H136ZM232 175H233V174H232ZM235 175H236V174H235ZM244 175H245V174H244ZM263 175H264V174H263ZM139 176H140V175H139ZM139 176H138V177H139ZM230 176H231V175H230ZM3 177H4V176H3ZM91 177H93V176H91ZM8 178H10V177H8ZM8 178H7V179H8ZM24 178H25V177H24ZM96 178H97V177H96ZM96 178H95V179H96ZM110 178H111V177H110ZM123 178H124V177H123ZM135 178H136V177H135ZM231 178H232V177H231ZM234 178H235V177H234ZM15 179H16V178H15ZM90 179H91V178H90ZM98 179H99V178H98ZM103 179H104V178H103ZM227 179H228V178H227ZM257 179H258V178H257ZM16 180H18V179H16ZM123 180H124V179H123ZM126 180H127V179H126ZM222 180H223V179H222ZM1 181H2V180H1ZM97 181H99V180H97ZM101 181H102V180H101ZM217 181H218V180H217ZM255 181H257V180H255ZM262 181H264V180H262ZM117 182H118V181H117ZM143 182H144V181H143ZM232 182H233V181H232ZM235 182H236V181H235ZM14 183H15V182H13V184H14ZM30 183H31V182H30ZM98 183H99V182H98ZM98 183H97V184H98ZM113 183H114V182H113ZM135 183H136V182H135ZM229 183H230V182H229ZM237 183H238V182H237ZM232 184H233V183H232ZM142 185H143V184H142ZM149 185H150V184H149ZM159 185H160V184H159ZM239 185H240V184H239ZM4 186H5V185H4ZM32 186H33V185H32ZM14 187H15V186H14ZM122 187H123V186H122ZM257 187H258V186H257ZM154 188H157V187L154 186ZM261 188H262V187H261ZM11 189H12V188H11ZM153 190H154V189H153ZM13 191H14V190H13ZM34 191H35V190H34ZM160 191H161V190H160ZM263 191H264V190H263ZM261 192H262V191H261ZM20 195H21V194H20ZM163 196H164V195H163ZM262 196H263V194H262ZM164 197H165V196H164ZM27 198H28V197H27ZM97 198H98V197H97ZM8 199H9V198H8ZM237 199H238V198H237ZM97 200H98V199H97ZM151 200H153V199H151ZM263 200H264V199H263ZM12 201H13V200H12ZM115 201H116V200H115ZM119 201H120V200H119ZM138 201H139V200H138ZM148 201H149V200H148ZM260 201H261V200H260ZM10 202H11V200H10ZM19 202H20V201H19ZM26 202H27V201H26ZM151 202H153V201H151ZM98 203H99V202H98ZM130 204H131V203H130ZM12 205H14V204L12 203ZM134 205H135V204H134ZM151 205H152V203H151ZM7 206H8V205H7ZM31 206H32V205H31ZM155 206H156V202H155ZM26 207H27V206H26ZM141 207H142V206H141ZM157 207H158V206H157ZM160 207H161V206H160ZM224 207H225V206H224ZM6 208H7V207H6ZM8 208H9V207H8ZM14 208H15V207H14ZM147 208H148V207H147ZM151 208H152V207H151ZM33 209H34V208H33ZM110 209H111V208H110ZM140 209H141V208H140ZM143 209H144V208H143ZM145 209H146V208H145ZM10 210H11V209H10ZM137 210H138V208H137ZM149 210H151V209L148 208V211H149ZM154 210H155V208H154ZM158 210H159V209H158ZM162 210H163V209H162ZM128 211H129V210H128ZM139 211H140V210H139ZM146 211H147V210H146ZM254 211H255V210H254ZM167 212H169V211H167ZM8 213H9V211H8ZM32 213H33V212H32ZM114 213H115V212H114ZM147 213H148V212H147ZM150 213H151V211H150ZM154 213H156V212H154ZM250 213H251V212H250ZM9 214H10V213H9ZM156 214H157V213H156ZM168 214H169V213H168ZM171 214H172V213H171ZM263 214H264V213H263ZM263 214H262V215H263ZM151 215H152V214H151ZM158 215H159V214H158ZM10 216H11V215H10ZM47 216H48V215H47ZM127 216H128V215H127ZM129 217H130V216H129ZM151 217H152V216H151ZM159 217H160V216H159ZM159 217L157 216L156 218H159ZM251 217H252V216H251ZM251 217H250V218H251ZM94 218H95V217H94ZM17 219H18V218H17ZM44 219H45V218H44ZM134 219H135V218H134ZM134 219H133V220H134ZM150 219H151V218H150ZM135 220H136V219H135ZM138 220H139V219H138ZM161 220H162V219H161ZM9 221H11V220H9ZM14 221H15V220H14ZM27 221H28V220H27ZM173 221H174V220H173ZM4 222H6V221H4ZM156 222H157V220H156ZM134 223H135V222H134ZM134 223L131 224V225H134V226H135L136 223H135V224H134ZM153 223H154V222H153ZM2 224H3V223H2ZM4 224H5V223H4ZM10 224H11V223H10ZM122 224H123V223H122ZM29 225H30V223H29ZM140 225H141V224H140ZM151 225H152V224H151ZM0 226H2V225H0ZM134 226H133V227H134ZM147 226H148V225H147ZM149 226H150V225H149ZM196 226H197V225H196ZM13 227H14V226H13ZM20 227H21V226H20ZM156 227H157V226H156ZM4 228H5V227H4ZM11 228H12V227H11ZM27 228H28V227H27ZM136 228H137V227H136ZM171 228H172V227H171ZM244 228H245V227H244ZM139 229H140V228H139ZM263 229H264V228H263ZM8 230H10V229H8ZM35 230H36V229H35ZM257 230H258V229H257ZM10 231H11V230H10ZM13 231H14V230H13ZM108 232H109V231H108ZM138 232H139V231H138ZM201 232H202V231H201ZM260 232H261V231H260ZM0 233H1V232H0ZM40 233H41V232H40ZM111 233H112V232H111ZM130 234H131V233H130ZM14 236H15V235H14ZM21 236H22V235H21ZM258 237H259V236H258ZM9 238H10V237H9ZM19 239H20V238H19ZM17 240H18V238H17ZM24 240H25V239H24ZM238 240H239V239H238ZM15 241H16V240H15ZM8 242H9V241H8ZM48 242H49V241H48ZM57 242H58V241H57ZM194 242H195V241H194ZM198 242H199V241H198ZM20 243H21V242H20ZM26 243H27V242H26ZM108 243H109V242H108ZM168 243H169V242H168ZM209 243H210V242H209ZM46 244H47V243H46ZM171 244H172V243H171ZM197 244H198V243H197ZM118 245H119V244H118ZM262 245H263V244H262ZM210 246H211V245H210ZM263 246H264V245H263ZM9 247H10V246H9ZM33 248H34V247H33ZM60 248H61V247H60ZM166 248H167V247H166ZM57 249H58V247H57ZM1 250H2V249H1ZM31 251L33 252V250H31ZM54 251H55V250H54ZM55 252H56V251H55ZM165 252H166V251H165ZM4 253H5V251H4ZM51 254H52V253H51ZM53 254H54V253H53ZM53 254H52V255H53ZM255 254H256V253H255ZM26 255H27V253H26ZM26 255H25V256H26ZM32 255H33V254H32ZM125 255H126V254H125ZM183 255H184V254H183ZM0 256H1V255H0ZM54 256H55V255H54ZM54 256H53V258H54ZM161 256H162V255H161ZM184 256H185V255H184ZM28 257H29V256H28ZM35 257H36V256H35ZM35 257H33V258H35ZM2 258H3V257H2ZM20 258H21V257H20ZM38 258H39V257H38ZM244 259H245V258H244ZM7 260H9V259H7ZM32 260H33V259H32ZM33 262H34V261H33ZM5 264H6V262H5ZM39 264H40V263H39ZM41 264H42V262H41ZM196 264H197V263H196Z\"/></svg>","mask_w":264,"mask_h":264}]
</instances>
